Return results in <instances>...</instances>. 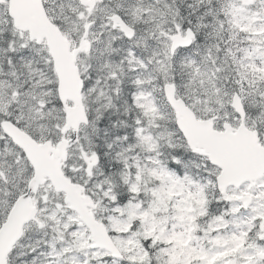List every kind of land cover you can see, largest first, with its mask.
<instances>
[{"label": "snow or ice", "instance_id": "obj_1", "mask_svg": "<svg viewBox=\"0 0 264 264\" xmlns=\"http://www.w3.org/2000/svg\"><path fill=\"white\" fill-rule=\"evenodd\" d=\"M0 264H264V0H0Z\"/></svg>", "mask_w": 264, "mask_h": 264}]
</instances>
